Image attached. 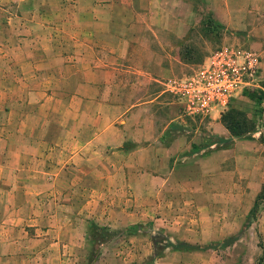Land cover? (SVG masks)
<instances>
[{
  "label": "crops",
  "instance_id": "1",
  "mask_svg": "<svg viewBox=\"0 0 264 264\" xmlns=\"http://www.w3.org/2000/svg\"><path fill=\"white\" fill-rule=\"evenodd\" d=\"M108 1L114 20H106L113 27L104 32L96 0H0V70L5 72L0 73V85L11 84L7 78H12L18 86L47 89L32 98L14 99L0 90V264H31L32 260L34 264H67L69 256L60 254L58 247L65 251L69 245L52 232L60 223H69L74 194L81 197L88 182L101 185L105 178L112 184L111 191L115 182L117 191L137 190L143 197L166 193L175 199H202L205 204L200 208L207 210L216 197L244 196L254 201L261 191V129L256 127L248 138L231 139L217 111L203 118L201 127L177 129L175 123L182 116L178 101L163 91H152L155 71L165 75L170 69V60L159 61L157 56L170 53L176 48L173 41L185 35L193 0ZM205 2L213 20L229 28L245 30L249 19L243 16L255 9L263 8L264 15V0ZM232 7L238 8L236 14ZM256 19L250 23L264 21ZM250 30L262 32L258 27ZM104 38L109 39L107 44ZM104 53L114 55V62L104 63ZM88 57L89 70L94 71L89 76ZM107 65H111L108 74ZM103 68L105 76H111L106 83ZM58 84H73L78 94L63 91L56 95ZM103 85L114 86V95L106 99L98 93ZM86 87H94V94L86 95ZM88 101L101 109L92 123L95 129H87L84 108ZM30 102L38 108V120L35 124L31 120L28 128ZM53 102L77 103V129H72L75 122L70 124L66 106L62 116L67 122L58 131L61 135L50 128L56 115ZM109 111L114 113L111 122ZM10 113L14 120L24 117L21 126L15 122V129L8 128ZM44 116L46 129H42ZM203 119L196 118L197 122ZM209 135L230 139L229 146H217ZM90 146L99 153L114 149L122 162L113 166L90 160L86 157ZM56 152L63 157H56ZM104 163L109 171L105 176ZM236 183H244L238 193ZM60 198L64 200L61 205L55 202ZM263 219L264 211H260L256 216L260 230Z\"/></svg>",
  "mask_w": 264,
  "mask_h": 264
},
{
  "label": "rangeland",
  "instance_id": "2",
  "mask_svg": "<svg viewBox=\"0 0 264 264\" xmlns=\"http://www.w3.org/2000/svg\"><path fill=\"white\" fill-rule=\"evenodd\" d=\"M96 1L100 6L98 14L104 19L102 27L105 32L110 29V26L113 27L106 20H114V8L108 5V0ZM206 1L215 4L217 0ZM257 7L259 6L257 5ZM232 8L236 14L238 8ZM243 17L249 19L246 31L244 28L226 27L213 20L209 5L205 0H193L192 17L185 35L173 41L172 45H175L176 48L170 53L157 56L159 61L170 60L169 64L167 63L170 69L166 70L165 75L162 74V71H155L152 91H162L161 82L167 77L190 74L209 52L222 45L250 49L258 54L261 66L259 83L264 91V21L250 23L253 18L259 20L264 18L263 8L255 9ZM255 27L262 29V32L252 33L250 29ZM108 40V38H104V44H107ZM87 60L89 76L94 71L89 70V67H92V62H89V57ZM102 60L104 63L114 62V55L104 53ZM111 65L114 66V63ZM111 65L104 67L107 69V74ZM104 68L102 71L105 76ZM2 72L5 74L3 70H0L1 74ZM109 77H111L110 74L103 77V82L106 83V79L110 80ZM7 79L11 84L2 83L0 90L13 99L22 95L32 98L34 93L47 92L46 86L33 84L18 86L12 78ZM149 90L151 88H148ZM63 91H70L72 95L78 94L76 86L73 84L65 87L58 84L54 88L56 95ZM84 92L88 96L93 95L94 87H86ZM97 92H101L102 96L107 99L114 95V86L103 85L97 88ZM262 93L263 97L259 104L253 103L243 95L239 99L232 100L229 107L244 113L253 124L254 132L257 130L256 127L262 130L263 134L259 135L258 140L264 147V117L261 106L264 101V92ZM51 105L54 106L56 115L51 118L54 127L50 128L56 129V134L61 135L58 131L62 129V124L67 122L62 116L65 106L70 112L71 117H68L70 124L75 122L72 129H77L79 123L77 103L71 102L69 106L68 103L64 106L63 102H53ZM14 106L12 105V107ZM31 108L33 109L32 113L26 119L28 128L32 126L31 120L34 121V124L38 120L36 114L38 108H34L33 102L28 103V109ZM84 109L87 113L85 117L87 129H95L92 127V123L97 111H101L100 106L96 107L95 103L88 101ZM5 110H9V108ZM42 111L46 112V104L42 106ZM109 113L107 119H110L109 122H111L114 120V113ZM12 117L13 114L10 113V118H7V122L10 123L8 128L15 129V122L17 126H21L24 117L15 118V120ZM44 120L42 129H46V116H44ZM197 121L182 115L177 119L175 125L177 129H191L198 124L200 127L204 124V119L201 122ZM91 135V132L86 134L88 138ZM209 137L213 141L215 140L214 136L209 135ZM55 156L63 157L62 153L57 152ZM86 157L95 161L104 160L108 164L112 163L113 166L116 162H122L121 156L115 154L114 149H107L99 153L90 146ZM105 164L102 170L103 176L109 174ZM110 172L114 173V169ZM92 183H87V190L83 195L81 194V197L77 193L74 194L71 222L60 223L58 229L52 232V235L64 239L69 245L65 251H63V247H58L60 254L65 253L66 255L67 253L69 256L67 264H258V258L262 255V249L264 250V229L260 230L256 216L260 211H264V199L257 200L256 213L251 216L249 211L254 201L246 199L244 196L216 197L213 207H209L207 210L200 208L205 204L202 199H198V201L183 197L175 199L167 197L166 193L162 196L143 197L137 190L128 189L127 191L126 188H121V191H117L119 187L115 182L114 191H111L112 184L105 178L101 185ZM99 187L100 189H98ZM235 188L238 193L244 188V183H236ZM55 202L61 205L64 200L62 198L55 199ZM57 216L61 218L62 215ZM262 221L264 222V219ZM185 245L193 249L187 250ZM38 249L42 250L41 247ZM44 249L46 250V248ZM31 256L33 258L34 255ZM31 264H34L33 260ZM259 264H264V251L263 260Z\"/></svg>",
  "mask_w": 264,
  "mask_h": 264
},
{
  "label": "built area",
  "instance_id": "3",
  "mask_svg": "<svg viewBox=\"0 0 264 264\" xmlns=\"http://www.w3.org/2000/svg\"><path fill=\"white\" fill-rule=\"evenodd\" d=\"M260 68L256 52L222 45L209 52L190 74L165 78L162 91L178 101L182 115L208 118L213 111H226L244 91L263 92ZM261 106L264 117V101Z\"/></svg>",
  "mask_w": 264,
  "mask_h": 264
},
{
  "label": "trees",
  "instance_id": "4",
  "mask_svg": "<svg viewBox=\"0 0 264 264\" xmlns=\"http://www.w3.org/2000/svg\"><path fill=\"white\" fill-rule=\"evenodd\" d=\"M264 92V91H263ZM243 95L248 97L253 103L259 104L261 98L263 97V93L260 90L256 91H244ZM220 125L228 132L229 138H247L249 134H252L253 124L248 120L244 113L241 111L229 107L226 111L220 114L219 116ZM214 143L221 144V147L227 148L230 143V139H223L219 137H215ZM264 199V183L261 186L260 193L256 196L252 208L249 213L251 216H254L256 213V202L257 200ZM257 206V205H256ZM187 250L193 249L188 245H185ZM263 249L262 255L258 258V264L263 260Z\"/></svg>",
  "mask_w": 264,
  "mask_h": 264
}]
</instances>
